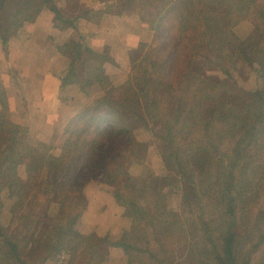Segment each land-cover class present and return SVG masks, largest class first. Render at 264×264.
Returning <instances> with one entry per match:
<instances>
[{
    "label": "trees",
    "instance_id": "obj_1",
    "mask_svg": "<svg viewBox=\"0 0 264 264\" xmlns=\"http://www.w3.org/2000/svg\"><path fill=\"white\" fill-rule=\"evenodd\" d=\"M14 2L0 0V36L10 25L35 22L45 7L55 13L62 28L73 25L52 0ZM131 3L143 10L156 33L155 42L143 57L131 55L132 76L125 84L114 87L107 76L97 75L105 97L71 119L59 155L39 145L40 159L26 167V179L19 175V167L29 143L9 120L8 99L0 86V172L7 173L0 191L8 189L17 201L12 217L4 219L6 225L0 219V264H43L30 252L37 245L52 260L66 257L67 264H75L81 253H87L88 264H99L102 239L92 234L81 241L76 235V224L87 207L79 197L91 181L115 185L137 162L139 143L130 124H147L135 106L140 100L147 117L165 126V133H153V139L163 162L177 169L183 181L182 208L169 212L166 196L154 190L153 179L127 180L114 196L136 214V225L111 245L149 254L156 264H183L189 252L198 263L264 264L259 257L264 247L259 212L241 209L246 218L257 214V220L250 221L256 232L246 225L239 230L236 221L241 196L251 195L264 206V0ZM241 20L253 25L245 40L232 29ZM60 50L70 59L64 83L73 84L81 42L71 40ZM242 58L259 78V87L245 92L254 101L244 103L238 112L224 104L205 108V103L218 100L212 88L221 96L238 91L210 76V71L217 68L234 81L231 70ZM220 206L228 223L216 224ZM162 234L168 245L159 242Z\"/></svg>",
    "mask_w": 264,
    "mask_h": 264
},
{
    "label": "crops",
    "instance_id": "obj_2",
    "mask_svg": "<svg viewBox=\"0 0 264 264\" xmlns=\"http://www.w3.org/2000/svg\"><path fill=\"white\" fill-rule=\"evenodd\" d=\"M52 1L65 18L73 21L72 26L62 28L55 13L45 7L35 22L22 27L10 25L1 30L0 36V86L9 103L7 116L29 143L19 169L23 179H26V167L40 159L39 145L51 147L52 153L58 155L71 119L105 97V86L97 75L107 76L114 87L121 86L129 79L131 51H146L156 39L143 10L131 3L136 0ZM232 29L245 40L251 35L253 25L241 20ZM71 40L80 41L83 52L75 65L76 82L65 85L70 59L60 47ZM255 80L252 73L246 82L255 84ZM136 104L147 122L130 124L131 128L135 126L132 130L139 143L138 161L115 185L92 181L79 197L87 207L76 224V235L81 241L92 234L102 239L99 264H127L134 251L111 245L131 233L137 219L114 193L121 191L127 180L150 171L156 176L155 190L167 193V181L173 177L153 140V133L162 134V126L147 117L141 101ZM6 176V172H0L1 187ZM157 182H161L160 187ZM180 194V191L176 194L179 204ZM0 204V213L10 217L17 201L9 197L8 189L2 188ZM5 204H13L9 212L3 209ZM179 204L175 205L176 211ZM30 252L43 264L68 263L66 257L50 260L42 245L32 247ZM88 262L89 255L81 253L75 264Z\"/></svg>",
    "mask_w": 264,
    "mask_h": 264
},
{
    "label": "rangeland",
    "instance_id": "obj_3",
    "mask_svg": "<svg viewBox=\"0 0 264 264\" xmlns=\"http://www.w3.org/2000/svg\"><path fill=\"white\" fill-rule=\"evenodd\" d=\"M7 1L9 3V5L10 4L11 5H15V2L13 3V0H12V2H11V0H7ZM140 2H142V0H137L136 1V3H140ZM138 8L141 9L140 7H138ZM147 50L146 51H143V50H133V51H131V55H136L137 54L136 55L137 58L143 57L146 54ZM252 73H254V75L256 76V80H255L256 83L255 84H249V83L246 82L247 79H249V76ZM209 74H210V76L218 77L221 80H225V82H228L230 84V86H232L233 88L235 87L238 91L237 92L235 91L234 94L233 93H230L231 92V89H230L231 87L226 86V85H223V88H226L224 90L228 91L227 93H230V94H228V95L225 94L226 96H221L220 91H218L215 87L212 88L214 90V93L217 96L218 100L215 103L211 104V105H208L207 103H205L204 104V107L205 108H210L211 109L213 106L219 107V105L224 104V105H227L229 107H232L233 109L236 108V112H238V111H240V109H241V107L243 106L244 103L245 104L246 103H252L254 101V97H251L249 95H246V93L247 92H251L252 93V92H254V90H256L259 87V78H258L257 72L253 69V67L244 58L238 60L237 66H236V69L235 70H231V75H232L231 76V79L234 80V81H231L230 79H228L226 77V75L224 73H222L221 70L219 71V69H217V68H215L212 71H210ZM131 76H132V69H131V72L129 74V79L131 78ZM167 98L170 99V100L171 99H174V98H169V97H167ZM135 106L137 108V104ZM151 120H153L156 123H158L160 125V127L162 126V131L163 132H162V134H159V135H163L165 133V126H163L164 124L162 122H160L158 119H151ZM133 128H131V129H133ZM147 128H149V127H147ZM156 134H158V133H156ZM65 138H66V134H65ZM65 141H66V139H65ZM64 143H63V145H64ZM157 149H158V147H157ZM38 150H39L40 155H41V151L42 150L40 148ZM61 150H62V148H61ZM50 153L53 154L52 153V150L50 151ZM138 154H139V150H138ZM53 155H55V154H53ZM137 161H138V155H137ZM20 167H19V169H20ZM167 167H169V166H167ZM169 169L172 170L173 177L170 178L169 181H167V183L169 184V186H168L169 189H167L168 192L167 193H162V194H164L166 196V202L165 203H166V206H167V210L169 212H180L181 211V208H182L183 181L181 180V177H180L177 169L170 168V167H169ZM142 177H147V178L153 179V185H154V190H155V179H156V176L153 173H151V171H150L147 175H144ZM132 178H134V177H132ZM157 183H158L157 184L158 187H160L159 185L161 184V182L160 183L157 182ZM164 185H166L165 182H164ZM178 191L181 192V194H180V198H181L180 199V204H179V195L176 196V194L178 193ZM11 199L14 200V198H11ZM238 200L239 201L236 203V206H237V220L236 221H238L237 222L238 229L241 230V231H243V230H245V225H246V226H248V229L249 230L251 229V230H253V232H256L257 231V227L255 225H251L250 226V221L252 219L253 220H255V219L257 220L258 216L260 217V219L264 220V206L262 204V201L261 200H258L257 201V199H255V198L253 199L251 197V195L250 196L249 195L241 196L240 199H238ZM81 201L83 202V200H81ZM177 204H179V207L177 208V211H176L175 205H177ZM12 205L13 204H5V205H3V209H6V211L9 212L10 211V208L12 207ZM242 207H247V208L250 207L252 211L255 210L254 213L256 212L258 214V212H259V214H258V216H257V214H255V215H249L246 218V217H244L243 211L241 210ZM0 208H1V204H0ZM215 214H216V216H215L216 224H218L217 221L219 222V221H223V220L227 221V223H228V219H227L224 211L222 210V207L221 206H220V208L218 207V211ZM12 215L13 214L11 213V216L8 217L7 215H4V214H1L0 213L1 223L4 224V225H6L4 219L5 218H7V219L9 218L10 219L12 217ZM135 216H136V214H135ZM255 216H257V217L255 218ZM254 237H256V236L253 235V238ZM158 238H159V242L161 241L160 242L161 244L168 245V242H169L168 241V237H166L165 234L159 235ZM189 253L191 255L189 254L187 256V258L184 259V263L183 264H206V262L203 261V260L200 263L196 262L193 259L192 253L191 252H189ZM100 255H101V251L99 252L98 260H99V256ZM259 257L264 260V247L262 248V251L260 252ZM50 260H52V259H50ZM127 264H156V261L149 254H144V253H141V252H138V251L134 250V251H132L131 255L127 258Z\"/></svg>",
    "mask_w": 264,
    "mask_h": 264
}]
</instances>
